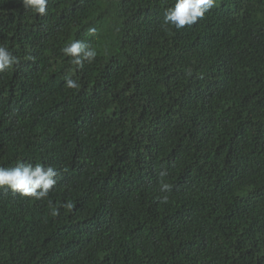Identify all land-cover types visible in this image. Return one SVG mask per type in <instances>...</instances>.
<instances>
[{
    "label": "trees",
    "instance_id": "16d2710c",
    "mask_svg": "<svg viewBox=\"0 0 264 264\" xmlns=\"http://www.w3.org/2000/svg\"><path fill=\"white\" fill-rule=\"evenodd\" d=\"M174 2L49 0L39 17L0 0L20 58L0 73V166L59 172L43 201L0 189V264H264V0L166 30ZM76 39L98 53L82 69L61 52Z\"/></svg>",
    "mask_w": 264,
    "mask_h": 264
},
{
    "label": "clouds",
    "instance_id": "9594fccd",
    "mask_svg": "<svg viewBox=\"0 0 264 264\" xmlns=\"http://www.w3.org/2000/svg\"><path fill=\"white\" fill-rule=\"evenodd\" d=\"M25 11L33 15L45 17L49 11V0H18ZM217 5V0H175L174 4L163 12L162 26L167 30L174 28L179 31L185 27L196 25L203 20ZM97 28H88V35L95 37ZM61 52L78 68H83L85 62L92 64L97 59V50L88 41L76 39L66 43ZM20 63V58L13 53L7 44H0V73L14 69ZM64 86L68 89L78 90L80 84L71 77L65 78ZM166 175V173H161ZM59 172L57 168L48 163L33 162L31 160H18L15 166H0V189L11 193L13 197L31 198L36 201L48 199L50 193L58 183ZM170 190V185L162 183L161 192ZM167 197H165V201ZM49 203L52 202L49 200ZM67 211H72L74 204L71 201L62 203ZM59 209L53 211L58 214Z\"/></svg>",
    "mask_w": 264,
    "mask_h": 264
}]
</instances>
